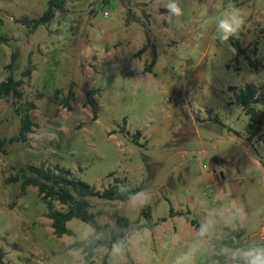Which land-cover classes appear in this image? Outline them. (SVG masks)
Returning a JSON list of instances; mask_svg holds the SVG:
<instances>
[{
  "label": "rangeland",
  "instance_id": "1",
  "mask_svg": "<svg viewBox=\"0 0 264 264\" xmlns=\"http://www.w3.org/2000/svg\"><path fill=\"white\" fill-rule=\"evenodd\" d=\"M50 1L0 0V83L22 80L16 106L36 104L28 142H7L0 151V264H84L70 247L85 240L89 225L72 219L73 234L57 237L37 188L23 194L20 183L6 182L27 165L64 169L97 192L115 178L142 188L125 203L88 197L103 225L114 226L116 213L143 222V204L152 208L157 226L133 232V263L124 256L120 264H173L193 240L187 220L199 227L208 209L236 204L249 213L239 247L264 242V104L253 105L262 126L252 136L250 116L236 102L241 89L264 83V0H180L179 21L159 0H79L35 31L20 22L42 16ZM228 5L246 23L225 44L215 25ZM154 57L152 72H144ZM16 106L12 94L0 100V138L18 134ZM208 176L220 184L207 187ZM171 209L185 216L160 221ZM227 229L218 223L216 238ZM212 257L202 250L195 264Z\"/></svg>",
  "mask_w": 264,
  "mask_h": 264
},
{
  "label": "trees",
  "instance_id": "2",
  "mask_svg": "<svg viewBox=\"0 0 264 264\" xmlns=\"http://www.w3.org/2000/svg\"><path fill=\"white\" fill-rule=\"evenodd\" d=\"M79 0H51L49 2L48 9L44 14L36 19H22L21 23L30 27L31 31H35L39 26L46 25L51 22L59 13H62L68 2H74ZM141 48L138 51V55H141L146 49ZM253 65L252 62H250ZM156 64V57H154L150 63L145 65L144 72H152L153 67ZM31 69L28 68L23 74L29 75ZM23 86L22 80H15L13 77H8L6 80L0 83V100L4 99L8 95L12 94L13 105L16 106L17 102L22 99L21 87ZM98 91H89L88 103L92 108L93 118L97 120L98 117V103L93 95ZM73 91H69V96L72 97ZM236 102L241 105L246 114L250 116V128L252 136H255L260 127L262 126V118L254 104H264V83L259 86H246L236 94ZM68 99L65 101V107H68ZM36 109V104L32 101H25L20 106H16V112L20 116V129L18 134L12 136L9 139L0 138V151L5 152L4 146L7 142H21L26 143L29 140V134L33 132L35 123L33 122L30 112ZM140 135L139 133H136ZM137 138V137H136ZM26 169L30 171L31 175L26 172ZM26 169H22L15 176L7 179V183H20L21 192L24 194L29 186L36 187L41 200L45 203L48 213L47 216L52 221V228L54 234L57 237L64 235H72L73 232L67 227V223L72 219H79L82 222L88 224L92 228H95L98 234L97 238L85 239L81 241H75L70 248L80 250L84 257V264H93L95 260H99L101 264H111L109 257L98 256L93 253V249L98 244L105 246V253L111 247L114 241L124 240L126 243L125 256L129 258V262L133 263L129 253L128 240L133 232L148 228L153 229L156 223L152 218V208L149 204H143L141 208L142 221L131 222L126 216L116 213L115 224L110 226L108 224H99L96 216L90 212L91 204L88 197L98 196L107 201L128 202L137 197L136 193H141V187H134L131 185L119 186L121 180L114 179V184L106 188L103 192H97L95 188L91 187L82 180L71 178L69 172L64 169H52L45 165L32 166L27 165ZM111 176V175H110ZM56 202L65 209H59L56 207ZM175 211L171 209L170 216H173ZM164 217L160 221H166ZM192 225H196L195 221L191 222ZM244 230L238 228V230L227 229L226 233L221 238H216L215 244L217 248H222L225 251L238 248V242L243 239ZM211 264H216V260H219L223 264V257L218 256L213 258Z\"/></svg>",
  "mask_w": 264,
  "mask_h": 264
},
{
  "label": "clouds",
  "instance_id": "3",
  "mask_svg": "<svg viewBox=\"0 0 264 264\" xmlns=\"http://www.w3.org/2000/svg\"><path fill=\"white\" fill-rule=\"evenodd\" d=\"M159 2L166 9L168 16L174 17L177 21L183 17L184 9L181 6L180 0H159ZM245 23V17L241 9L228 5L216 22L215 38L227 44L231 38L238 37ZM229 47L231 48V45ZM233 52H235V49H233ZM99 54H103V49L100 50ZM135 195L140 196L142 193H136ZM248 220L249 213L242 204H236L227 209H208L204 220L194 231L192 243L185 252L175 257L173 264H195L198 253L205 249L213 258L218 256L223 257V264H264V242L253 241L247 246L228 251L216 247L215 229L218 223L223 222L225 226L238 230L240 226L247 224ZM83 237L84 239L99 238L95 228L91 226L83 234ZM140 238L142 237H132V239L137 240ZM125 252L126 243L123 239L114 241L106 253L103 244H98L93 249V253L98 256L106 254L111 264H120L121 259L125 256ZM73 255L79 258L80 253L73 250ZM78 264H82V262L78 260ZM216 264H221V262L216 260Z\"/></svg>",
  "mask_w": 264,
  "mask_h": 264
},
{
  "label": "crops",
  "instance_id": "4",
  "mask_svg": "<svg viewBox=\"0 0 264 264\" xmlns=\"http://www.w3.org/2000/svg\"><path fill=\"white\" fill-rule=\"evenodd\" d=\"M205 180H206V186L207 187H211V186H215V187H217L219 184H220V180H219V178H216L215 176H208L207 178H205ZM175 211V213H174V215L173 216H170L166 221H164V222H168V221H173L174 222V224H177V220H178V217H182V216H185L184 215V212H182V210H174ZM189 212V211H188ZM189 215H190V212H189ZM157 225H155L154 227H153V229L156 227ZM185 228H188V227H190V228H198V227H196V226H193L192 224H191V222L190 221H186V223H185ZM178 228H179V226L178 225H176V226H174V229H175V231H177L178 230ZM129 243V242H128ZM130 248V247H129ZM130 253V252H129Z\"/></svg>",
  "mask_w": 264,
  "mask_h": 264
},
{
  "label": "water",
  "instance_id": "5",
  "mask_svg": "<svg viewBox=\"0 0 264 264\" xmlns=\"http://www.w3.org/2000/svg\"><path fill=\"white\" fill-rule=\"evenodd\" d=\"M214 161H215V162H218V160H217V159H215Z\"/></svg>",
  "mask_w": 264,
  "mask_h": 264
},
{
  "label": "built area",
  "instance_id": "6",
  "mask_svg": "<svg viewBox=\"0 0 264 264\" xmlns=\"http://www.w3.org/2000/svg\"><path fill=\"white\" fill-rule=\"evenodd\" d=\"M105 16H107V13H105Z\"/></svg>",
  "mask_w": 264,
  "mask_h": 264
}]
</instances>
